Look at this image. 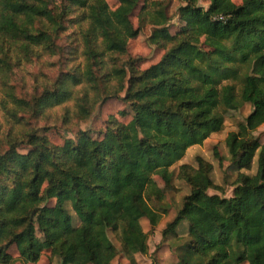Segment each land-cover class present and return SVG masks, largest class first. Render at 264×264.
Wrapping results in <instances>:
<instances>
[{
    "label": "trees",
    "instance_id": "obj_1",
    "mask_svg": "<svg viewBox=\"0 0 264 264\" xmlns=\"http://www.w3.org/2000/svg\"><path fill=\"white\" fill-rule=\"evenodd\" d=\"M178 1L182 26L172 34L169 0L143 5L137 27L131 17L141 0H117L113 10L105 0H0V105L11 124L0 138V264L36 263L44 252L60 264H111L118 254L138 264L165 214L150 203L172 189L171 168L223 129L224 109L247 104L251 112L225 140L237 171L232 195L209 193L223 190L200 157L195 167L180 164L176 179L189 194L161 237L184 243L174 264H264V141L253 135L264 124V0H209L207 9ZM146 25L163 54L138 70L142 59L127 44ZM42 55L82 61L17 95L12 68ZM114 99L129 121L109 116L95 138L79 132L56 145L37 124L61 106L67 125L68 102L85 121Z\"/></svg>",
    "mask_w": 264,
    "mask_h": 264
},
{
    "label": "rangeland",
    "instance_id": "obj_2",
    "mask_svg": "<svg viewBox=\"0 0 264 264\" xmlns=\"http://www.w3.org/2000/svg\"><path fill=\"white\" fill-rule=\"evenodd\" d=\"M105 1L112 10L118 6L117 0ZM155 1L163 0H141L138 8L131 17L134 27H137L138 15L143 5H148L150 2ZM232 1L235 4L240 3V0ZM181 5L182 4L178 0H169L167 14L171 21L168 24V30L172 34L176 33L182 26L176 16V9ZM208 5L209 0H198V6L202 9H207ZM151 32L152 27L146 25L140 31L138 37L130 40L127 44L128 55L132 58L140 57L142 59V61L136 65L138 70H145L151 65L156 64L163 54L162 51L155 49L154 46L149 44L148 37ZM71 49L72 48L69 46L64 48V58L69 57L66 53ZM81 61V58H76L74 62H68V60H64L62 56L51 57L49 55H42L38 58H34L30 63H22L20 66L12 68L9 85L17 95H30L35 88L40 91L42 85L48 83L50 79H53L64 68L68 69ZM122 96L123 94L121 97ZM2 99H4V96L2 87L0 86V103ZM60 107L50 110V117L48 119H42L37 123L39 127L46 128L44 134L51 143L56 145L62 144L65 139H73L79 132H86L89 136L95 138L98 133L103 131L105 122L109 116H114L122 123H127L129 121V117L120 115L121 111H124L126 108L121 100L114 99L97 104L90 117L85 121H77L73 117L75 111L74 106L72 102H68L65 106L67 107L68 113V118L66 120L68 123L67 125L61 121L62 118H64L65 112L61 110ZM250 112L251 107L248 104L243 105L241 108L229 107L224 109L223 129L218 133H212L200 146H194L188 149L181 161L171 168L175 174L172 181V189L165 194V199L159 205L155 204V202L150 203V206L158 212H162V209H164L165 214L161 216L157 227L148 234V254L146 256L137 255L135 257L138 264H174L176 258L182 253L183 241L175 240L171 235H167L164 240L161 237V231L180 209L182 199L189 194V187L184 182L176 179L177 168L180 164H188L195 167V158L200 157L212 165L211 177L214 183L223 190V193L215 191H209V193L218 194L225 198H229L232 195L237 171L229 160L230 157L225 146V140L229 133L237 130L238 125L244 122L245 117ZM6 120V116L0 105V138L4 137L11 126ZM253 135L263 142L264 124L261 125ZM214 153H216V155H214ZM255 168L256 166L254 164L251 171L247 172V174L254 175ZM154 181L161 186V182L157 177H154ZM140 223L143 231L147 233L150 230L148 223L145 220H141ZM77 224L76 221L75 225ZM180 229L178 230V236L182 234ZM107 236L115 248L120 251L121 246L116 235L107 231ZM8 252L13 258L18 256L14 247L10 248ZM15 264L22 263L16 262ZM27 264H60V260L57 257L49 256L48 252H44L36 263ZM111 264H126V262L120 257V254H118Z\"/></svg>",
    "mask_w": 264,
    "mask_h": 264
}]
</instances>
